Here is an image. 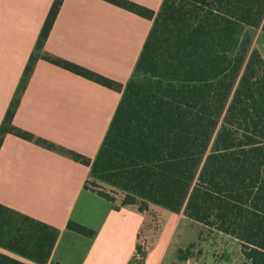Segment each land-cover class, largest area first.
Here are the masks:
<instances>
[{
	"label": "trees",
	"instance_id": "1",
	"mask_svg": "<svg viewBox=\"0 0 264 264\" xmlns=\"http://www.w3.org/2000/svg\"><path fill=\"white\" fill-rule=\"evenodd\" d=\"M62 1L51 2L0 122V146L12 133L90 165L84 188L115 209L143 212L153 203L182 212L237 238L240 264H264V58L252 45L253 29H264V0H162L157 11L134 0H106L152 19L124 87L45 50ZM39 58L123 87L93 159L14 123ZM100 184L121 191L118 205ZM66 226L95 234L71 219ZM59 233L0 202V264H60L50 261ZM136 253L146 255L138 243Z\"/></svg>",
	"mask_w": 264,
	"mask_h": 264
},
{
	"label": "crops",
	"instance_id": "2",
	"mask_svg": "<svg viewBox=\"0 0 264 264\" xmlns=\"http://www.w3.org/2000/svg\"><path fill=\"white\" fill-rule=\"evenodd\" d=\"M134 1L155 11L162 2ZM51 2L0 0V122ZM151 24L152 19L106 0H63L44 48L104 74L124 87ZM252 45L264 58V29L261 27L253 29ZM122 90L104 86L39 58L13 121L93 159ZM89 170L90 165L12 133H7L3 139L0 202L60 229L50 261L129 264L136 255L138 235L147 220L148 210L157 211L162 219L168 216L172 229L176 227L179 218L175 212L169 214L153 203L143 212L134 207L115 209L111 201L84 188ZM92 202L98 208L94 209ZM70 219L94 229L95 234L87 236L69 229L66 224ZM151 253L149 247L144 264H159L160 260Z\"/></svg>",
	"mask_w": 264,
	"mask_h": 264
},
{
	"label": "rangeland",
	"instance_id": "3",
	"mask_svg": "<svg viewBox=\"0 0 264 264\" xmlns=\"http://www.w3.org/2000/svg\"><path fill=\"white\" fill-rule=\"evenodd\" d=\"M100 186L115 197L114 204L120 203V190L105 184ZM158 206L169 214L174 212ZM92 207L98 208L95 202H92ZM174 214L179 220L172 229V220L168 216L162 219L157 211L148 210L147 220L138 235L141 250L147 254L150 247L153 257L160 260L159 264H240L245 259L239 241L233 237L194 221L182 212ZM145 256L136 253L130 264H144Z\"/></svg>",
	"mask_w": 264,
	"mask_h": 264
}]
</instances>
